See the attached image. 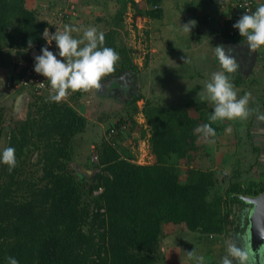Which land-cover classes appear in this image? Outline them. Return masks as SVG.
Listing matches in <instances>:
<instances>
[{"label":"trees","instance_id":"trees-1","mask_svg":"<svg viewBox=\"0 0 264 264\" xmlns=\"http://www.w3.org/2000/svg\"><path fill=\"white\" fill-rule=\"evenodd\" d=\"M113 1L118 4L113 15L107 21L97 18L104 24V46L113 48L120 57L114 72L104 79L125 81L124 89L117 83L112 85V98L125 97L132 87L124 105L133 113L137 112L136 102L142 100L133 89L139 68L116 39L122 21L120 10L129 0ZM142 1L146 9L139 10L132 3L135 12L158 19L160 10L150 7H156L160 0ZM225 13L230 27L224 25L221 36L232 46L246 43L232 27L243 13L237 11L235 20ZM62 18L70 22L72 16L65 12ZM45 28L50 33L59 30L38 19L36 10L28 9L25 0H0V49L12 48L16 59L32 62L29 54L40 52L46 44L41 35ZM50 46L57 49L54 41ZM229 75L235 88L249 80L238 70ZM252 75L248 83L254 82ZM13 80L7 78L4 85ZM44 82L49 86L47 80ZM81 93L70 92L61 102L51 101L47 91L29 95L23 120L8 125L4 148H15L18 164L11 172L0 164V264H8V257H15L19 264H160L166 261L167 248L162 244L168 239L164 232L167 225L183 226L195 234L205 253L211 252L210 243L228 234L230 226L235 225V233H240L239 223L229 220L230 206H245L239 196L263 192L264 172L256 181L241 180L240 172L234 170L220 185L213 171L193 168L189 163L197 151L193 130L208 122L217 135L223 126L217 127L204 113L193 118L185 109L142 101L140 111L150 128L146 142L153 163H134V156L115 143L123 131L135 129L129 113L105 128L103 140L93 146L96 160L85 165L92 174L82 176L72 171L74 139L86 125L74 108ZM112 130L115 133L107 137ZM144 133L140 127V138ZM25 152L34 153L38 177L35 172H25ZM180 160L186 167L183 173Z\"/></svg>","mask_w":264,"mask_h":264},{"label":"rangeland","instance_id":"rangeland-1","mask_svg":"<svg viewBox=\"0 0 264 264\" xmlns=\"http://www.w3.org/2000/svg\"><path fill=\"white\" fill-rule=\"evenodd\" d=\"M25 1L27 6L33 7L51 2V15L46 19H42L43 17H40L39 12H36L37 18L49 25L58 26L59 30H62L66 23L80 28V32L72 33L78 39L82 38L83 31L90 26H95L99 31H102L104 24L98 22L97 18L107 21L118 5L113 0H38L37 5L36 3L34 5L31 2L32 0ZM198 1L200 0H160L156 7H150L154 10L155 8L160 10L161 15L158 19H149L135 12L132 3L139 10L146 9L142 0H129L126 7L120 10L122 21L116 39L128 51L132 62L139 68L133 89L136 93L142 95V100L136 102L137 112L132 113L130 112L131 107L124 105L126 99L124 96L118 97V99L112 98L111 92L115 90L112 85L121 82L122 78L117 80L114 77L112 80L103 78L98 89L88 92L81 91L82 93L78 96L74 108L85 118L86 125L84 131L74 139L72 166L74 173L82 174V176L92 174V171L87 170L85 165L88 162H93V146L103 140L105 128L112 124L115 118H125L129 113H131V117L136 124L135 129L133 131L129 129L123 131L121 138H118L115 143L127 149L134 156V163L143 165L153 163L154 159L149 153L146 142L150 128L140 111L142 101L147 100L152 106L185 109L193 118H196L200 113H204L209 117L212 115L214 105L206 98L204 86L214 72L222 69L220 65H215L218 61L215 58V53L212 55V51L215 49L212 50L213 44L209 39L213 40L212 36L215 34L213 28L215 18L219 16L224 19V25L230 24L226 23L225 11H230L229 3L232 1L201 0L200 3H195ZM261 4H264V0H256V7ZM219 7H223L222 12L225 14L222 12H220L221 15H218L219 12L216 15L214 14ZM197 8L199 10L198 14L195 11ZM65 12L70 13L72 16L70 22H65L60 17ZM207 12L212 13L213 19H210L211 16ZM189 20L197 21L190 34L184 32L180 27ZM229 21L230 19H228ZM258 53L260 55L259 62H256L251 76V80L254 82L248 83L250 80L248 75L247 79L249 80L242 87L235 89L238 97H242L245 93H251V99L255 98L254 102L260 101L261 103V101H264L262 97V93H264V91L262 92V87H264V47L258 48ZM15 59L12 48L5 47L1 49L0 66H10L12 70L11 77L17 71ZM124 87L121 86L123 89ZM23 95L24 102L18 111L13 110L11 105H7L2 109L3 104L0 103V110L3 114L0 120V151L4 148L9 123L14 120H23L25 116V105L29 100V94L23 92ZM250 102L248 105L250 114L247 118L212 121L217 127L223 126V129L221 128L215 137L205 138L197 132L196 129L200 125L193 130V134L197 135L195 141L197 151L191 155L190 166L199 169L208 168L213 171V175L220 185H222V182L227 181L228 176L234 170L240 172L241 180L253 179L256 181L260 180L258 174L264 171L263 155L257 157L258 154L253 151L254 148L260 147V142L252 140V137H255V132L252 133L251 137L249 134V131L252 130L249 126V117L253 108V105L250 107ZM117 114L119 116H114ZM201 124L209 123L204 122ZM140 127L145 132L143 138H140ZM258 132L260 133V130ZM261 136L259 134L257 137L263 142ZM263 149L264 145L262 146ZM23 158L26 165L25 172H35V177H38L39 172L36 171V165H33L35 161L34 153L25 152ZM255 159L257 160L256 165ZM178 165L183 173L186 168L183 165V160H180ZM249 208L248 205L230 206L232 213L229 220L236 222V224L239 223L241 231ZM234 226H230L227 235L219 237L220 241L216 246V248H221L218 255L219 259L224 254H228V248L231 245L243 249V240L238 238L239 234L235 233ZM164 232L167 234L166 238H168L163 243L164 247L177 246L179 249L182 247L186 253L191 250L195 252V247L199 250L203 249L202 242L197 241L196 235L187 232L183 226L167 225ZM235 235L238 238V243L233 241ZM198 249L197 251L200 252ZM195 254L198 256L197 252ZM229 258L231 259V257Z\"/></svg>","mask_w":264,"mask_h":264},{"label":"clouds","instance_id":"clouds-1","mask_svg":"<svg viewBox=\"0 0 264 264\" xmlns=\"http://www.w3.org/2000/svg\"><path fill=\"white\" fill-rule=\"evenodd\" d=\"M197 21L190 20L180 26L184 32L190 34ZM238 30L240 37L246 39V46L250 51L264 47V4L259 5L251 14L244 12L236 23L232 25ZM80 28L65 24L62 30L50 33L45 28L42 37L47 45L55 42L58 52L50 51L47 46L40 49V54L34 56V71L43 76L51 88L50 100L61 102L70 92H88L98 89L102 79L115 70L119 61V54L111 47L104 46L105 34L95 26L83 31L82 38H75L72 33L80 32ZM32 47V41H28ZM221 71L214 72L205 84L206 98L213 103L214 109L211 121L244 119L249 116V101L251 93L238 97L230 75L240 68V62L232 46L217 45L214 47ZM59 57V58H58ZM264 119V116H260ZM205 138L214 137L215 129L210 124H203L196 129ZM0 164L8 166L11 172L18 164L14 147H5L0 151ZM189 259L196 264H205L203 256H197L193 250L188 251ZM249 264V253L236 245L228 248V255L223 257L221 264ZM8 264H19L15 257H8Z\"/></svg>","mask_w":264,"mask_h":264},{"label":"crops","instance_id":"crops-1","mask_svg":"<svg viewBox=\"0 0 264 264\" xmlns=\"http://www.w3.org/2000/svg\"><path fill=\"white\" fill-rule=\"evenodd\" d=\"M48 1H52V0H48ZM55 1H57V0H55ZM200 1L195 2V3H200ZM230 1H234V0H230ZM31 2L34 3V5H35V3H36V5L38 4L37 3L38 0H32ZM50 3L51 2L46 3V4L44 3L43 5L39 4V5H37L38 7H33V6H27L26 1H25V6L28 9H35L36 12H39L40 17H43L42 19H46V17H49L51 15V12H52L51 9H50V6L52 4H50ZM256 8L257 7H256V0H255V10H256ZM207 10L209 11V8ZM222 10H223V7H219L214 12V14L216 15L219 12L218 13V15H219L220 12H222ZM195 11L198 14V11H199L198 8ZM202 12L204 13V11H202ZM207 14L209 16L212 15L211 12H207ZM208 15H206V16H208ZM212 17L213 16H211L210 19H213ZM221 19L222 18L218 16L217 18H215L214 23H213L214 24L213 28H214L215 34H214V36H212L213 40L209 39L212 42L211 44H213L212 45V47H213L212 50H214V47H216L217 45H224V46L229 45L230 46V44L228 42H226L225 40H223L224 38L221 36L222 28H223V26L225 24L224 19H222V20ZM214 31H213V33H214ZM214 51H212L213 52L212 55H214V53H215ZM0 52H1V49H0ZM257 54H258V57H257L256 62H259L260 55L258 53V49H257ZM216 60L218 61V59H216ZM0 62H1V60H0ZM218 63H219V61H218ZM218 63L215 64V65L216 66L220 65V63L219 64ZM220 68H221V66H220ZM11 71H12L11 67L8 66V65H5V67L0 66V87H1L0 88V103L3 104L2 105V109L4 107H6L7 105L13 106V103H14L15 99L18 96V93L16 91H9L8 89L4 88V82H5V80L7 78L11 77V73H12ZM263 91H264V87H262V92ZM262 94L261 95L264 98V93H262ZM262 97H260V98H262ZM254 99L252 98L250 100L251 101L250 102V107H251V105H253V108L251 110V115L249 117V126L252 128V130L249 131V134H250V137H251L252 133L255 132V137L254 138L252 137V140H256V142H260V147L258 146V151H257L256 154H258V157L260 155H263V158H264V149L262 150V146L264 145L263 144V142H264V119H260L259 118L260 116H264V101H261V103H260V101L254 102L255 101ZM255 114H257V116H255ZM255 117H257V118H255ZM259 130H260V133L258 132ZM259 134L262 135L261 137H262L263 142H261V140L258 139L260 137V136L257 137ZM262 172H264V171H262ZM164 240L167 241L168 239H164ZM218 242H219V240H215L213 243L209 244L210 245L209 248H211V252L210 253L209 252L205 253V251H203L202 249L199 250L197 247L194 248L195 252L198 253V256H203L204 257L205 264H221L222 258L228 255V254H224L219 259L218 255H219V252H220L219 250L221 248L220 247L216 248ZM162 245L164 246V244H162ZM166 248H167L166 249L167 250V252H166V261L162 262L160 264H196L194 259H189V257L187 256V253L182 249V247H181V249H179L177 246L176 247L167 246ZM163 249H165V248H163ZM197 249L200 252H198ZM222 252H223V250H222ZM231 259H233V264H237V262L235 261L234 258L231 257Z\"/></svg>","mask_w":264,"mask_h":264},{"label":"water","instance_id":"water-1","mask_svg":"<svg viewBox=\"0 0 264 264\" xmlns=\"http://www.w3.org/2000/svg\"><path fill=\"white\" fill-rule=\"evenodd\" d=\"M246 43H236L235 54L240 62L239 74L243 78L253 72L257 60V49L250 51ZM129 79V78H126ZM131 86L126 90L125 98L131 95ZM24 95L19 94L13 103V110H19L24 102ZM239 199L250 206L239 237L243 240V249L249 253V264H264V191L256 196H239Z\"/></svg>","mask_w":264,"mask_h":264},{"label":"built area","instance_id":"built-area-1","mask_svg":"<svg viewBox=\"0 0 264 264\" xmlns=\"http://www.w3.org/2000/svg\"><path fill=\"white\" fill-rule=\"evenodd\" d=\"M229 10L227 11L230 15H232V20L234 19V15L237 11H241L242 13L247 12L251 14L255 10V0H234L229 3ZM70 11V9H69ZM72 13V11H70ZM63 15V13H62ZM62 15L60 17L62 18ZM230 27V25H228ZM227 27V28H228ZM43 33V32H42ZM228 34H232V30H228ZM47 46L50 51L54 53L58 52L57 49L52 48L50 45L45 44L44 47ZM39 51H32L29 54L32 62L30 64H25L20 59H15L17 71L12 78H14L13 82L6 83L4 87L10 91L20 92L19 94L27 93L29 95H38L42 92H51L50 86L44 82L41 76L34 71V56L39 55ZM59 58V57H58ZM18 94V95H19ZM65 100V99H64ZM1 108V107H0ZM115 131H109L107 137L111 134H114ZM95 154L92 156V161H95ZM94 192L95 193H98Z\"/></svg>","mask_w":264,"mask_h":264},{"label":"flooded vegetation","instance_id":"flooded-vegetation-1","mask_svg":"<svg viewBox=\"0 0 264 264\" xmlns=\"http://www.w3.org/2000/svg\"><path fill=\"white\" fill-rule=\"evenodd\" d=\"M122 80H123V81H121V82H117V84L119 83V84H121V86H125V81H124V79H122ZM114 93H115V92H114V90H113V91L111 92V94L114 95ZM238 234H240V233H238ZM238 238H240L239 235H238ZM238 238H236V235H235L233 241L236 242V243H238V242H237V241H238Z\"/></svg>","mask_w":264,"mask_h":264}]
</instances>
